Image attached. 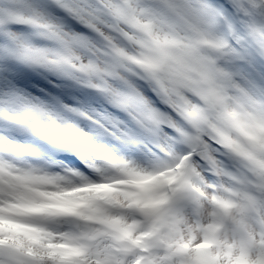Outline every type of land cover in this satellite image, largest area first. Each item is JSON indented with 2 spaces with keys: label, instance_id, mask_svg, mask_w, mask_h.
<instances>
[{
  "label": "snow or ice",
  "instance_id": "1",
  "mask_svg": "<svg viewBox=\"0 0 264 264\" xmlns=\"http://www.w3.org/2000/svg\"><path fill=\"white\" fill-rule=\"evenodd\" d=\"M0 264H264V0H0Z\"/></svg>",
  "mask_w": 264,
  "mask_h": 264
}]
</instances>
